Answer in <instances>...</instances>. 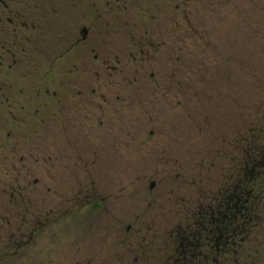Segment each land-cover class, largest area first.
I'll use <instances>...</instances> for the list:
<instances>
[{"label":"flooded vegetation","instance_id":"obj_1","mask_svg":"<svg viewBox=\"0 0 264 264\" xmlns=\"http://www.w3.org/2000/svg\"><path fill=\"white\" fill-rule=\"evenodd\" d=\"M176 1L187 13L189 0H0V264L237 262L264 221L261 138L239 162L233 150L220 153L230 165L212 183L199 178L167 192L151 180L153 203L168 207L154 231L103 191L100 175L108 168H94L88 127L95 102L107 99L88 75L95 60L99 68L111 62L98 53L109 43L111 17L166 12ZM135 46L139 55L151 54L153 44ZM78 74L87 79L80 87ZM47 77L57 80L54 91L45 87ZM34 127H53L54 134H30ZM43 142L53 146L46 150ZM89 207L100 209L94 221L78 215ZM99 232L102 244L90 247L88 238Z\"/></svg>","mask_w":264,"mask_h":264},{"label":"rangeland","instance_id":"obj_2","mask_svg":"<svg viewBox=\"0 0 264 264\" xmlns=\"http://www.w3.org/2000/svg\"><path fill=\"white\" fill-rule=\"evenodd\" d=\"M176 3L166 12L142 8L138 15L112 16L109 43L98 51L111 62L99 68L95 60L88 75L107 99L95 102L88 127L94 168H108L99 183L127 213L141 214L146 232L158 229L168 210L153 203L151 180L167 192L191 188L194 179L212 183L230 165L220 153L233 150L239 162L264 140V0H189L185 14ZM147 39L151 54L139 55L135 44ZM50 67L46 61L44 69ZM75 79L77 87L87 80L85 74ZM57 86L54 77L45 79L51 91ZM31 133L49 136L54 129ZM99 210L78 215L94 221ZM101 237L87 242L97 248ZM242 247L233 264H264V221Z\"/></svg>","mask_w":264,"mask_h":264},{"label":"trees","instance_id":"obj_3","mask_svg":"<svg viewBox=\"0 0 264 264\" xmlns=\"http://www.w3.org/2000/svg\"><path fill=\"white\" fill-rule=\"evenodd\" d=\"M253 135H254V137L256 138V139H258V136H259V133L257 132V131H252L251 132ZM259 140V139H258ZM256 140L254 139V142H255Z\"/></svg>","mask_w":264,"mask_h":264}]
</instances>
